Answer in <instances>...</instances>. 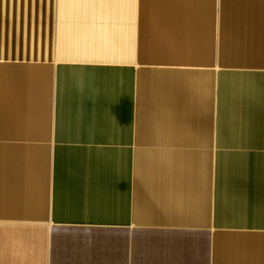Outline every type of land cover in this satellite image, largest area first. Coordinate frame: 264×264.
Masks as SVG:
<instances>
[{"label": "crops", "instance_id": "crops-1", "mask_svg": "<svg viewBox=\"0 0 264 264\" xmlns=\"http://www.w3.org/2000/svg\"><path fill=\"white\" fill-rule=\"evenodd\" d=\"M0 264H264V0H0Z\"/></svg>", "mask_w": 264, "mask_h": 264}]
</instances>
